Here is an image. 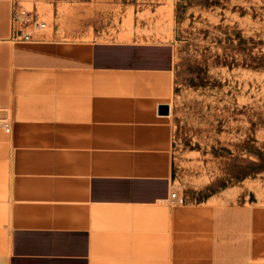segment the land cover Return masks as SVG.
Wrapping results in <instances>:
<instances>
[{
  "label": "crops",
  "instance_id": "crops-1",
  "mask_svg": "<svg viewBox=\"0 0 264 264\" xmlns=\"http://www.w3.org/2000/svg\"><path fill=\"white\" fill-rule=\"evenodd\" d=\"M14 4L0 0V264H261L264 206L170 199L171 50L13 42Z\"/></svg>",
  "mask_w": 264,
  "mask_h": 264
},
{
  "label": "rangeland",
  "instance_id": "rangeland-1",
  "mask_svg": "<svg viewBox=\"0 0 264 264\" xmlns=\"http://www.w3.org/2000/svg\"><path fill=\"white\" fill-rule=\"evenodd\" d=\"M18 6L45 23L37 36L167 46L179 198L264 206V0H20Z\"/></svg>",
  "mask_w": 264,
  "mask_h": 264
},
{
  "label": "built area",
  "instance_id": "built-area-1",
  "mask_svg": "<svg viewBox=\"0 0 264 264\" xmlns=\"http://www.w3.org/2000/svg\"><path fill=\"white\" fill-rule=\"evenodd\" d=\"M20 0H14L15 4ZM38 0H33L37 2ZM18 3L14 4L13 18H12V30L10 39L13 42H33L34 36L37 33L43 32L45 30V23H38L36 21L35 15L32 11L25 10L18 6ZM3 129L6 133H9V126L7 123L3 124ZM170 199L177 201L179 199L178 192L174 190L170 194Z\"/></svg>",
  "mask_w": 264,
  "mask_h": 264
},
{
  "label": "water",
  "instance_id": "water-1",
  "mask_svg": "<svg viewBox=\"0 0 264 264\" xmlns=\"http://www.w3.org/2000/svg\"><path fill=\"white\" fill-rule=\"evenodd\" d=\"M158 112L160 115H167L168 114V106H160L158 109ZM6 113L5 112H0V118H5Z\"/></svg>",
  "mask_w": 264,
  "mask_h": 264
}]
</instances>
